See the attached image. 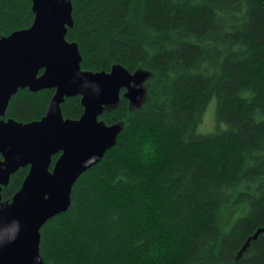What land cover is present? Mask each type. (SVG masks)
<instances>
[{
    "label": "trees",
    "instance_id": "16d2710c",
    "mask_svg": "<svg viewBox=\"0 0 264 264\" xmlns=\"http://www.w3.org/2000/svg\"><path fill=\"white\" fill-rule=\"evenodd\" d=\"M71 1L66 38L82 70L122 65L142 76L141 92L105 106L116 144L41 228L44 262L264 264V0ZM32 6L0 0V36L30 28ZM54 93L20 89L3 119L40 121ZM213 99L215 129L202 133ZM61 109L79 120L82 96ZM29 171L10 175L3 201Z\"/></svg>",
    "mask_w": 264,
    "mask_h": 264
},
{
    "label": "water",
    "instance_id": "95a60500",
    "mask_svg": "<svg viewBox=\"0 0 264 264\" xmlns=\"http://www.w3.org/2000/svg\"><path fill=\"white\" fill-rule=\"evenodd\" d=\"M32 2V26L0 36V264H46L41 228L69 209L77 180L116 144L120 125H107L100 116L142 77L122 65L111 71L82 70L79 46L66 38L74 24L72 1ZM25 88L55 89L45 116L28 124L2 120L11 98ZM78 95L84 113L79 120L66 119L61 105ZM27 166L21 188L12 201H3L2 185Z\"/></svg>",
    "mask_w": 264,
    "mask_h": 264
},
{
    "label": "rangeland",
    "instance_id": "374dc122",
    "mask_svg": "<svg viewBox=\"0 0 264 264\" xmlns=\"http://www.w3.org/2000/svg\"><path fill=\"white\" fill-rule=\"evenodd\" d=\"M141 82L142 80L138 81L135 83V85H133L131 87V91L134 92L133 97L135 99V101L137 102V97L138 94L141 92ZM216 100L213 99L208 107V110L205 114V118L204 121L202 122V124L200 125V132L202 133H208L211 132L215 129V105H216ZM240 207V206H238ZM241 211L236 215V217H238L239 215H241L243 213L242 208L240 207Z\"/></svg>",
    "mask_w": 264,
    "mask_h": 264
},
{
    "label": "flooded vegetation",
    "instance_id": "af4514ba",
    "mask_svg": "<svg viewBox=\"0 0 264 264\" xmlns=\"http://www.w3.org/2000/svg\"><path fill=\"white\" fill-rule=\"evenodd\" d=\"M41 73H43V70L41 71ZM11 99H12V98H11ZM9 102H10V101H9ZM8 105H9V104H8ZM6 111H7V110H6ZM5 114H6V113H5ZM4 116H5V115H4ZM4 116L1 117L2 120H4V119H3ZM10 120H13V119H10ZM4 121H8V120H4ZM13 121H15V120H13ZM17 122H18V121H17ZM20 123H21V122H20ZM58 154L61 155V153H58ZM55 155H56V154H55ZM53 156H54V155H53ZM59 157H60V156H59ZM1 158L4 159V156L1 155ZM18 170H19V169H18ZM2 186H3V185H2ZM2 200H3V199H2ZM11 201H12V200H11ZM9 202H10V201H9Z\"/></svg>",
    "mask_w": 264,
    "mask_h": 264
}]
</instances>
